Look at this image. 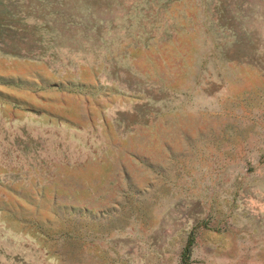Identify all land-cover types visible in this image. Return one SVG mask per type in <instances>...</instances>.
<instances>
[{"label": "rangeland", "instance_id": "obj_1", "mask_svg": "<svg viewBox=\"0 0 264 264\" xmlns=\"http://www.w3.org/2000/svg\"><path fill=\"white\" fill-rule=\"evenodd\" d=\"M264 264V0H0V264Z\"/></svg>", "mask_w": 264, "mask_h": 264}, {"label": "trees", "instance_id": "obj_2", "mask_svg": "<svg viewBox=\"0 0 264 264\" xmlns=\"http://www.w3.org/2000/svg\"><path fill=\"white\" fill-rule=\"evenodd\" d=\"M192 240H193V238L189 237L187 239L183 249H182L181 258H180L182 264H187V258L189 257V253H190V250H191Z\"/></svg>", "mask_w": 264, "mask_h": 264}]
</instances>
